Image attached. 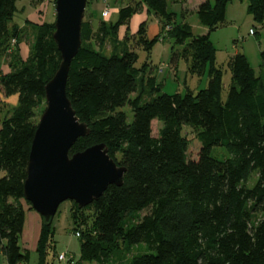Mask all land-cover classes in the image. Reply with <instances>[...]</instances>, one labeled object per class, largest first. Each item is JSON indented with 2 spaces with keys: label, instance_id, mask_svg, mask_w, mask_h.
I'll return each mask as SVG.
<instances>
[{
  "label": "trees",
  "instance_id": "obj_1",
  "mask_svg": "<svg viewBox=\"0 0 264 264\" xmlns=\"http://www.w3.org/2000/svg\"><path fill=\"white\" fill-rule=\"evenodd\" d=\"M231 1L199 4L196 13L206 27L200 34L178 20L167 0H135L119 8L115 21L102 19L97 26L85 12L67 94L91 130L76 140L70 155L105 143L127 171L121 186L109 185L91 204L80 208L72 201L73 230L81 243L74 264H119L124 249L133 247L142 249L120 264H264V50L260 74L245 54L230 57L231 82L224 99V72L216 64L211 33L225 22ZM18 10L17 0H0V55L11 57L9 71L0 69V88L7 97H19L11 114L0 119V254L7 264L30 261L20 245L27 209H34L25 199L24 183L37 111L45 110L46 84L62 60L53 36L55 21L27 18L20 25L14 22ZM145 10L158 19L161 33L149 38L144 20L134 35L136 45L150 54L155 42L169 34L173 71L183 58L188 72L208 76L207 87L156 93L161 84L148 74L151 61L138 67L140 56L128 42L130 19ZM248 11L264 28V0H249ZM121 26L129 29L123 48L115 42L117 49L107 54L95 47L93 40L103 44ZM27 29H33L34 40L24 59L21 43ZM127 105L132 119L122 109ZM155 120L160 123L157 135ZM185 126L197 130L201 145L196 158L188 155ZM215 147L225 149V155H214ZM41 221L37 252L39 264H45L49 247H55V229L53 220L46 223L41 216Z\"/></svg>",
  "mask_w": 264,
  "mask_h": 264
},
{
  "label": "rangeland",
  "instance_id": "obj_2",
  "mask_svg": "<svg viewBox=\"0 0 264 264\" xmlns=\"http://www.w3.org/2000/svg\"><path fill=\"white\" fill-rule=\"evenodd\" d=\"M138 1V0H136ZM168 8L171 11L177 13L179 21H187L193 27L195 33H203L206 27H204L198 18L196 13L199 3L202 0H167ZM127 3L135 4V0H89L87 3L86 17L92 19L93 14L94 22H100V20L115 21L118 17V11L121 6ZM109 4V5H107ZM249 0H232L227 5L226 20L225 22L216 28L211 33V41L217 49V66L221 67L224 72V89L223 98L225 99L228 93L229 84L231 82V70L228 66L230 57L240 52L247 56L251 66L254 68L256 74L261 72V51L264 50V28L254 20L253 16L248 11ZM18 11L15 14L14 22L18 24H24L27 18L42 23L44 21L56 20V0H17ZM96 6V7H94ZM107 10V12H106ZM92 11V13H91ZM106 12V13H105ZM185 15V17H184ZM155 16L153 13H149L147 10L138 12L130 19V36L128 39L129 46L136 50L139 54V60L137 62L138 67H142L148 60L151 61V67L148 69V74H153L157 77L160 86V90L156 93H186L187 88L197 92L198 90L208 86V76L205 74L202 77L191 74L188 72V63L185 59L180 58L177 64V69L173 71L170 66L172 56L173 39L171 36H167L163 41L157 40L153 46L151 53L149 54L144 48L136 45L135 33L139 28V25L144 20L148 21V27L155 23ZM170 28V27H169ZM255 28L256 33H251V29ZM127 27L119 31L117 34L107 38L103 44L93 40L95 47L103 52L110 54L116 50L115 42L120 44V48H123L126 43ZM27 33L26 37L21 43V57L24 59L29 55L30 45L34 40L33 29L24 30ZM161 33V30L157 32ZM163 33V32H162ZM149 38H152V30L148 32ZM116 38L114 41L113 39ZM125 40V43H121V40ZM135 39V41H134ZM92 42V41H91ZM92 43V44H93ZM101 45V46H100ZM180 49L181 46H177ZM11 57L7 54L0 55V69L7 70ZM1 89V88H0ZM2 90V89H1ZM0 93V119L5 118L11 114L13 107L18 104V94L9 96L8 103L1 100L3 98ZM5 96V95H4ZM44 107V106H43ZM46 108V107H45ZM129 115V119H132L133 113L130 107L127 105L122 108ZM38 119L41 115L37 111ZM1 122V121H0ZM160 123L153 121V133L158 134ZM183 133L189 138L190 146L188 155L191 158H196L200 149V142L197 138V130L185 126ZM221 147H215L213 154L219 157L225 155V149L222 152H218ZM119 157V156H118ZM3 172L0 171V177ZM72 201L66 200L62 202L59 209L53 219V228L55 229V247L51 246L48 249L47 262L45 264H74L80 259L81 243L79 234L74 233L73 219L71 215ZM40 214L35 209H27V223L24 232L21 236L20 245L24 250L29 251L30 261L28 264H39V254L37 252L38 241L40 238L41 222H39L38 215ZM41 217V216H40ZM142 248L133 247V249H124L117 263H123L135 253L139 252ZM68 252V256L64 253ZM64 254L65 257H62ZM72 255V256H71ZM74 260V261H73ZM74 262V263H73ZM0 264H7L6 257L0 254ZM83 264H96L95 262H84Z\"/></svg>",
  "mask_w": 264,
  "mask_h": 264
},
{
  "label": "water",
  "instance_id": "obj_3",
  "mask_svg": "<svg viewBox=\"0 0 264 264\" xmlns=\"http://www.w3.org/2000/svg\"><path fill=\"white\" fill-rule=\"evenodd\" d=\"M87 1L56 0L53 36L62 60L46 84V108L32 141L24 183L25 199L46 223L66 200L82 208L97 200L109 185L121 186L127 171L110 155L105 143L70 155L76 140L91 130L80 121L67 94L70 66L82 45Z\"/></svg>",
  "mask_w": 264,
  "mask_h": 264
},
{
  "label": "crops",
  "instance_id": "obj_4",
  "mask_svg": "<svg viewBox=\"0 0 264 264\" xmlns=\"http://www.w3.org/2000/svg\"><path fill=\"white\" fill-rule=\"evenodd\" d=\"M203 1H205V0H202L201 2H203ZM200 2V3H201ZM199 3V4H200ZM94 7H96V6H94ZM119 9V8H118ZM91 13H92V11H91ZM91 20H92V22H93V24H95V26H97L98 25V23L99 22H94V20H93V18H94V16H93V14L91 15ZM156 18V17H155ZM126 26H121L120 28H121V30L123 31V29L125 28ZM159 29H160V24H159V21H158V19L156 18L155 19V23L154 24H152L151 26H149L148 27V32L149 31H151L152 30V37H154V36H156L158 33V31H159ZM206 29V28H205ZM205 31V30H204ZM203 31V32H204ZM3 71L4 72H8L9 71V67H8V69L7 70H4V68H3ZM0 93L2 94L1 96L3 97V98H1V100L2 101H4L5 103H8V101H9V97H7V96H4V94H3V92H2V90L0 89ZM38 215V214H37ZM38 219H39V222L41 221V217L38 215Z\"/></svg>",
  "mask_w": 264,
  "mask_h": 264
},
{
  "label": "built area",
  "instance_id": "obj_5",
  "mask_svg": "<svg viewBox=\"0 0 264 264\" xmlns=\"http://www.w3.org/2000/svg\"><path fill=\"white\" fill-rule=\"evenodd\" d=\"M106 12H107V10H106ZM106 12H105V13H106ZM62 257H65L64 254H62Z\"/></svg>",
  "mask_w": 264,
  "mask_h": 264
}]
</instances>
